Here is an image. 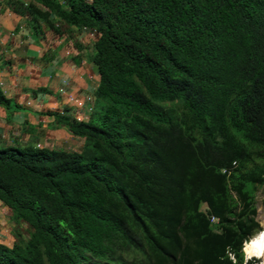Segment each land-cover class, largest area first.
Segmentation results:
<instances>
[{"label":"trees","instance_id":"16d2710c","mask_svg":"<svg viewBox=\"0 0 264 264\" xmlns=\"http://www.w3.org/2000/svg\"><path fill=\"white\" fill-rule=\"evenodd\" d=\"M7 7L36 34L89 31L98 84L87 121L56 117L81 152L0 149V204L28 228L0 264H257L264 0Z\"/></svg>","mask_w":264,"mask_h":264},{"label":"crops","instance_id":"0c3cea01","mask_svg":"<svg viewBox=\"0 0 264 264\" xmlns=\"http://www.w3.org/2000/svg\"><path fill=\"white\" fill-rule=\"evenodd\" d=\"M7 2L0 0V94L7 100L0 104V149L79 153L84 139L69 134L56 117L87 121L95 112L91 33L59 25L61 35L49 29L36 34ZM26 234L27 226L0 204V244L10 248Z\"/></svg>","mask_w":264,"mask_h":264},{"label":"rangeland","instance_id":"374dc122","mask_svg":"<svg viewBox=\"0 0 264 264\" xmlns=\"http://www.w3.org/2000/svg\"><path fill=\"white\" fill-rule=\"evenodd\" d=\"M160 105L165 107V108H167V109H170L173 112L174 115H180V113H181V108H180V105H179L178 102L166 103V104H160ZM261 193H262V188H258L256 190L255 196H254V202H255V208H256L255 220L257 221V223H258V225L260 227V231L258 233L262 232L264 234V212H263V209H262V206H261V199H262ZM257 234H255L254 236H256ZM23 235L25 237V234H23ZM26 236H27V234H26ZM243 256L245 257L244 254H243ZM252 258L253 257L247 258V259H252ZM254 259L258 260L257 264H262L263 263L262 259H259V258H254Z\"/></svg>","mask_w":264,"mask_h":264},{"label":"bare ground","instance_id":"6f19581e","mask_svg":"<svg viewBox=\"0 0 264 264\" xmlns=\"http://www.w3.org/2000/svg\"><path fill=\"white\" fill-rule=\"evenodd\" d=\"M243 253L246 258H259L264 264V234L258 233L243 245Z\"/></svg>","mask_w":264,"mask_h":264},{"label":"water","instance_id":"95a60500","mask_svg":"<svg viewBox=\"0 0 264 264\" xmlns=\"http://www.w3.org/2000/svg\"><path fill=\"white\" fill-rule=\"evenodd\" d=\"M243 252V251H242ZM244 260H247V258L246 257H244Z\"/></svg>","mask_w":264,"mask_h":264},{"label":"built area","instance_id":"2783aa9c","mask_svg":"<svg viewBox=\"0 0 264 264\" xmlns=\"http://www.w3.org/2000/svg\"><path fill=\"white\" fill-rule=\"evenodd\" d=\"M76 121H79V120H76ZM244 243H245V242H244ZM244 243H243V244H244ZM253 259H254V258H253Z\"/></svg>","mask_w":264,"mask_h":264}]
</instances>
